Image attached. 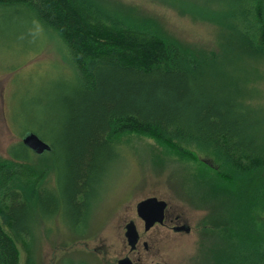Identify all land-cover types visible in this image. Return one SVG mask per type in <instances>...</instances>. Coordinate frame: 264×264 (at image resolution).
I'll list each match as a JSON object with an SVG mask.
<instances>
[{"label":"trees","instance_id":"16d2710c","mask_svg":"<svg viewBox=\"0 0 264 264\" xmlns=\"http://www.w3.org/2000/svg\"><path fill=\"white\" fill-rule=\"evenodd\" d=\"M162 2L212 23L216 49L178 41L112 0H0L55 35L68 73L53 90L52 122L19 131L9 157H0V264H18V242L25 264H34L36 222L50 217L35 206H62L72 225L85 220L126 132L150 136L180 158L209 155L215 176L197 172L206 186L200 196L230 207L245 228H220L222 238L205 249L208 263L264 264V220L249 216L264 210V0ZM27 131L50 149L24 145Z\"/></svg>","mask_w":264,"mask_h":264},{"label":"rangeland","instance_id":"374dc122","mask_svg":"<svg viewBox=\"0 0 264 264\" xmlns=\"http://www.w3.org/2000/svg\"><path fill=\"white\" fill-rule=\"evenodd\" d=\"M112 1L153 18L178 41L204 50L216 49V29L210 22L194 19L162 0ZM61 52L55 35L37 25L22 9L0 7V157H9L7 147L19 139V131L42 126L43 121L55 117L53 90L68 78ZM260 68L264 71V63ZM258 88V103L264 105V81ZM115 144L118 154L108 164L85 222L72 225L74 215L62 212V206H35L50 217L36 222L30 242L34 264H73L78 260L115 264L122 256H137L141 264L157 260L162 264H209L205 249L214 248V242L222 238L220 228H245L243 219L237 221L228 214L230 207L222 209L214 203V197L200 196L206 186L197 172L203 169L214 175L209 155L198 152L197 160L180 158L150 136L135 132L121 134ZM53 158L48 160L51 167ZM47 178L49 187L54 189L55 174ZM149 195L164 199L167 212L178 213L190 229L172 231L166 221L165 226L152 227L141 236L147 249L139 243L138 253L130 252L124 225L132 220L142 230L135 203ZM55 208L58 211L52 213ZM249 216L264 220V210L256 209ZM229 238L233 241L230 235L225 239ZM18 249V264H25V252L19 242Z\"/></svg>","mask_w":264,"mask_h":264},{"label":"water","instance_id":"95a60500","mask_svg":"<svg viewBox=\"0 0 264 264\" xmlns=\"http://www.w3.org/2000/svg\"><path fill=\"white\" fill-rule=\"evenodd\" d=\"M20 140L35 153H41L44 150L50 149L49 144L32 131H27L22 134ZM164 205L165 201L161 198H157L154 195L143 197L135 203V212L141 219H143L144 228H147L154 221L160 222L162 220ZM124 236L126 242L129 244L135 240L136 230L134 224L131 221H128L124 226ZM116 264L137 263L132 261L127 256H123L116 260Z\"/></svg>","mask_w":264,"mask_h":264},{"label":"flooded vegetation","instance_id":"af4514ba","mask_svg":"<svg viewBox=\"0 0 264 264\" xmlns=\"http://www.w3.org/2000/svg\"><path fill=\"white\" fill-rule=\"evenodd\" d=\"M138 218H139L140 222L142 223V230H139V228H137L136 224L132 220H129V221H131L134 224V227H135V230H136V237H135V240L131 244L127 243V245H128V248L131 250L130 252H134V253H138L137 246L139 245V243H141L143 249H147L148 248L147 242L145 240L141 239V236L143 234H145L146 232H148V230L150 228H152V227L165 226V224H166L165 222L167 221L169 223H168V227L167 226L166 227L170 228V229H173L172 231L184 230L186 232V231H188L190 229V224L188 222L183 221V218H181L178 215V213L169 214L167 212V203H166V201H165V205H164V208H163L162 220L160 222L154 221L147 228H144L143 219H141L139 216H138ZM127 257L130 258L132 261L136 262L137 264H141L140 261H139V258H137V256L134 259L129 257V256H127ZM136 259H138V260H136ZM156 263H161V262H159L157 260V261L152 262L151 264H156Z\"/></svg>","mask_w":264,"mask_h":264}]
</instances>
